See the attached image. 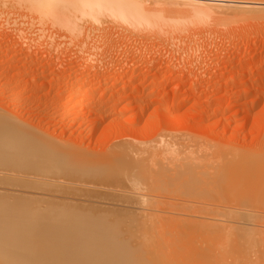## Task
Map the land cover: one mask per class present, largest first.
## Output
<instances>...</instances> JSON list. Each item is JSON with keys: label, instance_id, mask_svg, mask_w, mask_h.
Listing matches in <instances>:
<instances>
[{"label": "rangeland", "instance_id": "1", "mask_svg": "<svg viewBox=\"0 0 264 264\" xmlns=\"http://www.w3.org/2000/svg\"><path fill=\"white\" fill-rule=\"evenodd\" d=\"M179 1L181 0L177 2ZM249 1H255L262 5L251 4ZM187 2L188 0H182L178 4L183 6ZM201 2L204 4L202 8L210 9H217V7L226 4L225 7L223 6L224 9L223 7L218 9L223 14H227L229 20L218 25V23L213 21H201L199 19L196 21L197 18L193 19V17L185 20L186 18L182 19L183 17L178 18L173 15L174 18L172 16V19L169 15L171 20L168 18V21L170 23L167 22V19H164L171 29V31H168L169 28L165 30L169 32V42L168 40L163 41L164 38H167L164 33L158 37L159 39L155 38L154 40L152 38L151 40L149 38L146 39V37H141L142 39H140V37L136 38L134 34L131 35L135 38L129 37V33L124 32L122 29L124 33H127L124 36L120 29L116 30L117 27H114L117 33L120 34L122 32V36L121 34L117 35L112 29L113 26L110 28V23H112L109 19L110 17L106 16L108 21L106 18H104L106 20L102 18L104 23L110 25L109 27L106 24L104 25L109 28V32L112 33L113 31L115 33H112L115 35V37L111 36V38L113 37L112 40L108 39L106 34L108 30L105 33L108 40L103 39V41L105 40L103 43L106 46H112L111 50H109L110 47H107L109 51L100 42L102 39H98V43L102 44L101 47L108 51L106 54L104 48H101L100 44L97 45L106 54L104 56L105 54L101 53L97 48V52H100L102 57L96 55L94 57L93 53L96 50L89 52L87 49L83 50L81 48L79 50L80 48L75 47L74 43L72 47L70 44L68 47L67 45H62L59 49L58 45L60 46L61 41L63 44H66V42L68 44V41L71 43L69 38H63L66 40L65 43L64 40L60 39L59 36L64 29H60L61 34L56 36V38L59 37L60 41L59 43L57 40L54 41L59 49L55 48V50L53 49L55 45L53 43L54 33L59 34V29L55 28L52 32V28H48V31L46 26L43 28L38 25L49 33L51 30L54 35L53 38H50L52 43L46 37L44 41L40 38L42 41L40 42L38 35L41 33L40 28L37 26L36 30L39 31H36V24L32 25L30 24L32 20L28 21L30 16L28 18L25 17V15L31 14L29 19H32V13L27 8L24 11L21 10V7L18 8L20 10H14V12L10 9L11 11L9 12V8L7 10V7H5L6 9L0 7V13L1 10L4 12L8 11L5 15L3 11V15L0 14V115L3 112L5 114L3 118L0 116V121H4V116L6 115L13 120V123H11L12 120L9 122V119L6 118V121L11 125L19 121L17 124L21 128L24 127L22 130L28 128L31 131V133L29 132L25 135L27 130L23 132L19 127L22 131L21 133L24 134V139L30 137L28 138L30 144L36 141V144L29 145L30 149L23 155L18 149L19 146L15 147L16 149L12 146L18 145L20 142L22 143L19 145H25L23 138L22 141L18 140L21 139L18 136L21 137L22 135L17 131L18 126L14 125V128L16 127L14 130L12 126H6L8 125L6 121V123L0 122L2 131L5 129L4 132L6 131V134L9 131H14V134L13 132L10 133H12L14 138H18V142H12L11 144L9 142L11 134L7 139V135L4 132V135L0 132V141L2 140L0 148L1 150L4 149L0 150V166L2 165L0 168V231L4 233L11 232V234L7 235L0 233V264H119L121 259L118 263V261H111L98 256L50 253L49 250L42 247L44 245L45 247L48 246V244H45L47 240H44L46 225L48 224V226L52 227L47 229L55 230L53 229L54 225L71 222L68 221L70 216L66 218L69 213H66L67 211L71 213L73 210L75 213H71V218L74 222L97 225V229H99V225L93 220H100L101 224L109 225L110 227L107 228L102 227L101 233L106 234L107 238L111 240H118L119 235L122 238L125 235L126 239H133L134 235V237H137V234H133L136 233L135 229H137L138 233L144 227V230L147 229L149 222L153 223V225L157 222L155 225L158 226V230L161 229L163 239L166 240L168 238L169 242H167H171L170 247L174 246L172 244L174 241L177 242H174V244L178 245L179 243L178 246H182L178 249V246H174L177 250L171 247V253L170 251L169 253L173 254L175 253L173 250L176 252L180 250L179 253L181 252L185 254V257L189 258L186 259L188 264H194V262H197V264H264V81H259V75L264 69V0H227V2L225 0H202ZM251 6L258 7L259 14L263 17L259 22H255L257 25L245 18L240 19L238 17V14L246 16ZM26 10L29 13H26ZM185 16L187 17V14ZM176 17L179 19L178 21H174V19H177ZM10 18L16 22H12ZM84 20H87V18ZM87 21L92 20L89 18ZM171 21H174V26L170 25L173 23ZM177 22H180V24H176ZM164 25L168 27L167 24ZM32 26H34L33 32H31ZM196 26L198 29L193 30L192 28ZM165 27H163V30ZM174 28L176 30L184 29L183 35L191 38L190 42L185 41L179 45L177 44L179 48L175 46L170 39L173 34L176 35L175 32H172ZM185 29L187 30L185 31ZM46 30L45 35H43L44 33L40 35H49ZM35 31L38 37L34 34ZM109 32L108 34H110ZM170 33L173 34L170 35ZM53 35L50 34V36ZM193 40H198L197 43L199 44V47L197 44L195 50L194 48L191 49L196 52V58L190 59L189 53H191V50L188 52L186 50L185 56L181 52L180 55H183L184 58L183 56L181 59L178 58L179 55L173 51L175 49L182 51L189 44H192ZM106 41L109 42V45ZM90 52H92L91 55ZM101 58L104 59L102 60ZM100 113L101 116L99 115ZM2 125H5L8 130ZM9 128H13V130ZM17 132L19 135H17ZM46 139L49 142L51 139L55 145L57 142L58 147L62 148L61 150L54 146L57 149L56 151L61 150L60 152H65L64 154L67 155L70 150H72V153H87V156L90 155L93 158V162L97 163L99 159L100 162L94 164L91 160L89 161L91 158H86V160L88 159L87 163L90 165L88 171L91 173L87 171V167L85 172H80V169L75 171L74 168H70L74 171L70 172L67 169L70 165L65 166L64 169L66 168V170H64L62 167L67 164L61 167L60 163V167L57 164L58 170L51 169V167L50 170L48 169L50 162L48 163L47 160L51 159L49 156L53 155L55 150L52 145H49L52 143H49ZM173 140L178 144L174 143ZM38 143L40 147L41 143L44 144L41 148L43 149L46 146L50 153L48 152L47 155V149L45 148L43 150L46 151H40L41 153L37 154L35 149L39 148ZM167 143H171L172 147L170 145L167 147ZM75 144L78 145L76 146ZM175 144L178 146H175ZM72 145H74L73 148ZM32 146H35V148H32ZM123 147L132 150L129 149L128 157L126 156L127 159H124L126 157L119 154ZM69 148L70 150L68 151L67 149ZM85 148H87L88 152ZM134 148L135 151L137 150L136 152ZM143 148L147 149L144 150ZM148 148H153V150L151 151ZM155 148L156 151H161H158V154L153 153ZM142 149L144 152L146 150H148L146 152L151 151V155L149 153L150 157L146 156V154L148 155L146 152L141 154L143 153V151L140 152ZM169 149L171 150L169 151ZM50 150L54 151L51 152ZM163 151L167 154H164ZM43 152H45L46 156ZM28 154L31 155L29 156ZM27 155L32 157L31 161H29L30 159ZM24 156L26 157L24 158ZM44 156L48 157L44 158ZM35 157L37 158L36 161ZM151 157L160 158L154 160L155 165H153ZM184 157L188 161L186 162L184 159L185 165L181 160ZM188 157L192 158L193 161L195 158V161L192 162V159L190 161ZM102 159L105 161L103 162ZM109 159L110 161H108ZM143 160L145 163L142 164L145 165L142 169L140 166L143 167L141 165V162H144ZM173 160L177 163H180L178 161L183 162L181 163L183 165L179 164L181 168H179V165L177 168V165H175L174 168ZM161 161H163V164ZM170 161L171 163H169ZM37 162L39 164L43 162V166H46L47 162L49 166L47 168L44 167V170L38 169L36 173L35 165L33 166L32 164ZM128 162L131 163L129 164ZM160 163L163 167H168L170 171L166 167L161 169ZM3 165L7 166L8 170ZM25 165L27 166L24 167ZM28 165H31V168L34 167V174L32 169V171H28L30 170ZM157 165L160 166V170ZM95 166L96 168L99 167L100 170L98 168L95 171ZM135 170H137V175H134L136 174ZM154 172L156 173L154 174ZM47 174L51 175L48 176ZM67 176L75 180H70ZM51 177H55L54 181ZM63 177L68 179H61ZM44 178H46L47 182L44 181ZM201 178L202 180H200ZM30 182L31 185H29ZM12 183L13 185H11ZM59 183L61 187L58 185ZM61 183L64 184L62 185ZM55 190L57 191L55 192ZM50 206L53 211L48 209ZM15 207L16 210L17 208L19 210V207L20 209L22 208L24 210L23 213H17L18 210L14 211ZM34 208L37 213L32 210ZM37 208L41 211H43V208L49 211L44 209L45 212H38ZM61 209L63 211H59ZM64 210L66 215L62 214L65 212ZM226 211L233 219L227 215ZM24 212L28 213L24 214ZM141 212L144 213L142 214ZM147 213L153 217L157 215L161 218L153 220V217H151L152 219L149 217L152 220L151 222ZM144 214L147 217L144 222L146 223L147 221L145 224L147 226L142 221L145 218ZM90 215H93L94 218ZM142 215H144L143 219ZM170 217H172V222L170 221L168 224ZM224 217L225 219L229 218L226 221L231 224L227 227L234 225L237 229L231 227L233 229L231 231L230 227L224 226L226 224V221L223 220ZM246 217H251V220ZM160 219L163 222L165 220L167 225L163 224ZM173 220L179 222L176 223ZM138 221H141L140 226L144 225L141 229L140 226L139 229L137 227L139 225ZM208 221L212 223L210 224ZM141 223L143 224L141 225ZM160 223L161 226L167 227L166 229L164 228L165 233L159 226ZM200 223H206L209 226L200 225ZM216 223H219L220 230L217 228L218 225ZM9 224H16V226H9ZM21 225L23 226L21 227ZM210 225L212 228L206 229L211 227ZM222 227L227 230H223ZM216 229H218L217 233H215ZM130 230L131 232H129ZM170 230L171 233H169ZM212 230L216 235H212ZM60 233L62 234V232ZM200 236L204 238L201 239ZM250 237L251 239H249ZM135 242V239L131 240V243L135 244ZM224 243L228 244L229 247L225 246L226 244ZM220 246L221 248H219ZM199 253L200 255H198ZM238 254L243 256H237ZM190 255H195V258H190ZM173 256H170L171 260H173ZM180 258L179 256L178 262L185 261L184 257L181 258L183 260H180ZM173 261L175 262V258Z\"/></svg>", "mask_w": 264, "mask_h": 264}, {"label": "bare ground", "instance_id": "2", "mask_svg": "<svg viewBox=\"0 0 264 264\" xmlns=\"http://www.w3.org/2000/svg\"><path fill=\"white\" fill-rule=\"evenodd\" d=\"M178 0H0V7H7V10H8V8H9V12L11 11L10 9H12V11L14 12V10H20V9H18V8H21L22 7V9L21 10H24L25 11V9L27 8L28 10H29V12H31L32 13V19H29L30 17H31V14H29L28 16H26L25 15V17H29L28 18V21L30 22L31 20L32 21H34V23H32V21H31V23L30 24H32V25H35L36 24V28H35V30L37 29V26L39 25V26H41V27H43V28H45L44 26H46L47 28L46 29H50V28H52L51 30H52V32L54 31L53 29H59L58 31L60 32L59 34H57V33H54L55 34V37H54V35H53V33L51 32V30H50V33L48 32L49 31V29H48V31L46 30V29H43V28H40L39 26V30H40V32H37V33H40L41 35H42V33H44L43 35H45V30L49 33V35H46V36H41L40 34H38L39 35V39L41 38V39H43V41L45 40L44 38L46 37V38H48V41H49V39L50 38H53L54 37V39H53V43L55 44V42L54 41H58V43H59V41H60V39H62V40H64V43H65V39H67V38H69V40H70V42L72 43H69V41H68V44H67V42H66V44H63L62 43V41H61V44H60V46L58 45V47H59V49H60V47H62V45H64V46H66L67 45V47L68 46H70L71 45V47L73 46V43L75 44L74 46L76 47H79L78 49L79 50H81V48L84 50V49H87V51L89 52V51H95L97 48L100 50L101 48H104V47H101V45L103 44V46L105 45L103 42L105 41V40H108V39H110V40H112V38H111V36L113 35V34H115V33H113V31H112V33L111 32H109V28H107V26L109 27L110 25V28H112V26H113V30H114V27H117L116 28V30L117 29H120V31H122V29L124 30V32H127V33H129V37L130 36H132L133 34H134V36L136 35V38L138 37H140V39H142V38H145L146 37V39H151L152 40V38H154V40H155V38L157 39L158 37H160V35H163V33L165 34V37H167L166 39L164 38L163 39V41L164 40H168V42L170 41L169 40V38H168V36H169V32L168 31H171V29H170V26L168 25V23H170V21H168L170 18H169V15H170V17L172 18V16L174 15V16H177L178 18L179 17H183L182 19H185V20H187L189 17H193V19H196L197 18V20L196 21H198V19L199 20H201V21H213V22H215V23H218V25H219V23H222L223 24V22H225L226 20H229L228 19V15L227 14H223L222 12H220V9H218V8H221V7H225L226 6V4H223V5H221L220 7H217V9H210V8H202V6H204V4H202L203 2H201L202 0H188V2L187 3H184L185 5H183V6H180L178 3L179 2H181V1H179V2H177ZM203 1H205V0H203ZM210 1V0H209ZM226 2H227V0H225ZM229 1H231V0H229ZM259 1V0H258ZM224 2V1H223ZM251 4H256V5H262V4H260V3H257V2H253V1H249ZM221 3V2H220ZM232 3V2H231ZM263 3V2H262ZM186 4H187V6H186ZM229 4V3H228ZM232 5V4H231ZM185 6V8L183 9V7ZM230 6V5H229ZM224 7H223V9H224ZM1 8V9H2ZM6 9V8H5ZM219 10V11H218ZM259 9H258V7H255V6H251L249 9H248V13H247V15L246 16H244L243 14H238L239 16V18L240 19H243V18H245V19H247V20H249V21H251V22H253V23H255V22H259L261 19H263V17H261L260 16V14H259V11H258ZM3 10H1V13L0 14H2L3 12H2ZM8 11H6V12H4V15H5V13H7ZM15 12H17V11H15ZM28 11L26 10V13H27ZM28 12V13H29ZM256 12V13H255ZM257 12H258V14H257ZM21 13V12H20ZM25 13V12H24ZM184 13V14H183ZM12 14H14V13H12ZM11 14V15H12ZM18 14V13H17ZM23 14V13H22ZM179 14H181V15H179ZM187 14V17L185 16ZM3 15V14H2ZM8 15H9V13H8ZM15 15V14H14ZM188 15H190V16H188ZM106 16H108V17H110L109 19L111 20V22L112 23H110V25H108L107 23H104V20H106L107 18H106ZM166 16H168V17H166ZM174 16H173V18H174ZM17 17V16H16ZM176 17V18H177ZM229 17H230V15H229ZM9 18V17H8ZM13 18H14V16H13ZM85 18H87V20H89V18L92 20V21H87V20H84ZM102 18L104 19V18H106V19H104V20H102ZM169 18V19H168ZM172 18V19H173ZM174 19V21L175 20H179V19ZM236 18V17H235ZM11 19V18H10ZM164 19H167V22L168 23H166V21L164 20ZM181 19V20H182ZM171 20V19H170ZM237 20H238V18H237ZM264 20V19H263ZM11 21H12V19H11ZM14 21V20H13ZM12 21V22H13ZM107 21H108V19H107ZM174 21H171V23L172 24H170L171 26L173 25L174 26ZM192 21V20H191ZM14 22H16V21H14ZM106 22V21H105ZM187 22V21H186ZM188 22H190V21H188ZM212 22V23H213ZM264 22V21H263ZM109 23V22H108ZM260 23H262V22H260ZM259 23V24H260ZM30 24H29V26H30ZM107 25V26H104V25ZM164 24H167L168 25V27L166 28L165 27V25ZM176 24H180V22H177ZM176 24H175V27L177 28V26H176ZM185 24V23H184ZM189 24V23H188ZM251 24V23H250ZM264 24V23H263ZM14 25V24H13ZM255 25H257L256 23H255ZM260 25H262V24H260ZM198 26V25H197ZM194 27V28H192L193 30L195 29H198V27ZM163 27H165L164 28V30H163ZM33 28H34V26H32V28H31V32H33L34 30H33ZM170 30H169V29ZM171 28H173V27H171ZM215 28V27H214ZM41 29H43V30H41ZM60 29H64V31L62 30V34H61V31H60ZM112 29H110V30H112ZM166 29H168V31L166 32L165 30ZM190 29V28H189ZM39 30H36V31H39ZM108 30V32L111 34H108V32L106 33V31ZM174 30H176L175 28H174ZM173 29H172V32L174 33H176V35L175 34H173V33H170V35H174V37H173V35H172V38H170L172 41H173V44L175 45V46H177L178 47V45L180 44V43H182V42H185V41H189L190 42V40H191V38H188V37H186L185 35H183L184 34V29H182V30H180V29H177L176 31H174ZM180 30V31H179ZM187 29H185V31H186ZM30 31H29V33H30ZM36 31L34 32V34L36 35ZM43 31V32H42ZM56 31V30H55ZM115 31V30H114ZM119 31V30H118ZM166 33H165V32ZM46 32V33H47ZM57 32V31H56ZM116 32V31H115ZM123 32V31H122ZM121 32V33H122ZM123 32V33H124ZM47 33V34H48ZM105 33L108 35V39H106L107 38V35H105ZM120 33V34H121ZM127 33H124L123 35L125 36V34H127ZM178 33V34H177ZM33 34V33H32ZM31 34V35H32ZM33 34V35H34ZM50 34L51 35H53V36H50ZM61 34V35H60ZM104 36H106V37H104ZM116 34L118 35L119 33H117L116 32ZM119 34V35H120ZM132 34V35H131ZM34 35V37L36 38V36L38 37V35H36L35 36ZM57 35H60L59 37H60V39H59V37H57L56 38V36ZM167 35V36H166ZM183 35V36H182ZM62 36H64V37H62ZM110 36V37H109ZM114 37H115V35H113ZM121 36H122V34H121ZM128 36V35H127ZM126 36V37H127ZM134 36H132V37H134ZM34 37H32V38H34ZM62 37V38H61ZM103 37V38H102ZM131 37V38H132ZM142 37V38H141ZM162 37H164V36H162ZM162 37H161V39H162ZM171 37V36H170ZM190 37H192V36H190ZM30 38V37H29ZM29 38H28V40H29ZM31 38V39H32ZM63 38H65V39H63ZM102 39V41H100V42H102V44H100V43H98V41L100 40V39ZM118 38V37H117ZM135 38V37H134ZM30 39V40H31ZM41 39H40V42H42L41 41ZM99 39V40H98ZM103 39H105L104 41H103ZM139 39V40H140ZM159 39V38H158ZM193 39V38H192ZM197 39V38H196ZM33 41H34V39H32ZM31 40V41H32ZM36 40V39H35ZM109 40V41H110ZM122 40V39H121ZM134 40V39H133ZM145 40V39H144ZM32 41V42H33ZM127 41H129V40H127ZM141 41V40H140ZM147 41V40H146ZM162 41V40H161ZM194 42H192V44H189L185 49H182V51H178V49H175L173 52L174 53H177L178 55H179V57L178 58H180L181 59V57L183 56V55H180V53L182 52L183 54L184 53H186V50H187V52L189 51V50H191V49H193L194 48V50L197 48V41H195V40H193ZM46 42V41H45ZM50 43H52V39H50V41H49ZM107 42V41H106ZM115 42V41H114ZM49 43V44H50ZM97 43V44H96ZM109 42H107V44H108ZM121 43H123L122 41H121ZM127 43V42H126ZM146 43V42H145ZM145 43H144V45H145ZM151 43V42H150ZM34 44H36V43H34ZM43 44V43H42ZM53 44V45H54ZM70 44V45H69ZM100 44V47L101 48H99V46H97V45H99ZM111 44H112V42H111ZM110 44V45H111ZM136 44V43H135ZM143 44V43H142ZM147 44V43H146ZM164 44V43H163ZM178 44V45H177ZM109 45V44H108ZM133 45V44H132ZM166 45V44H165ZM172 45V44H171ZM49 46V45H48ZM56 46V47H55ZM117 46H119L118 44H117ZM138 46V45H137ZM167 46V45H166ZM31 47V46H30ZM50 47V46H49ZM48 47V48H49ZM58 47H57V43L54 45V47H53V49H57V50H59L58 49ZM105 47H106V49H107V47L109 48L110 46H106L105 45ZM112 47V46H111ZM111 47L109 48V50H111ZM140 47V46H139ZM198 47H199V44H198ZM113 48H114V46H113ZM122 48V47H121ZM170 48H171V46H170ZM169 48V49H170ZM179 48V47H178ZM51 49V48H50ZM55 49V50H56ZM66 49V48H65ZM105 48H104V52L107 54L108 53V51L106 50ZM133 49H135V48H133ZM139 49V48H138ZM140 49H141V47H140ZM139 49V50H140ZM143 49V48H142ZM144 49H146L145 47H144ZM54 50V51H55ZM98 50V51H99ZM115 50V49H114ZM135 50H137V49H135ZM181 50V49H180ZM183 50H185L184 52H183ZM194 50H191V53H189V57H190V59H192V58H196V56H195V54H196V52L194 51ZM197 50H199V49H197ZM102 50H100V52L102 53L103 52ZM107 51V52H106ZM150 51V50H149ZM83 52V51H82ZM97 54H96V53ZM93 54H94V57H95V55L96 56H99V57H102L101 56V53L100 52H97V50L95 51ZM103 52V53H104ZM172 52V53H173ZM55 53V52H54ZM91 53L92 52H90V55H91ZM98 53H99V55H98ZM104 53V54H105ZM147 53V52H146ZM93 54H92V56H93ZM106 54L104 55V56H106ZM103 55V54H102ZM109 55V54H108ZM173 55V54H172ZM103 56V57H104ZM184 56H185V54H184ZM184 56H183V58H184ZM175 57V56H174ZM177 58V59H178ZM194 58V59H195ZM102 59V58H101ZM104 59V58H103ZM102 59V60H103ZM106 59V58H105ZM188 59V58H187ZM99 60V59H98ZM95 61V60H94ZM105 61V60H104ZM181 61V60H180ZM200 62V61H199ZM198 63V62H197ZM103 64V63H102ZM196 64V63H195ZM48 66V65H47ZM190 67H191V65H190ZM168 68H170V67H168ZM17 69V68H16ZM262 71V70H261ZM95 72V71H94ZM244 74H245V72H243ZM248 73V72H247ZM40 74V73H39ZM37 75V74H36ZM59 75H60V73H59ZM251 75V74H250ZM86 76V75H85ZM183 76V75H182ZM59 77V76H58ZM259 77H260V79H259V81H264V69H263V72L259 75ZM258 77V78H259ZM106 78V77H105ZM117 78V77H116ZM109 79H110V77H109ZM83 80H84V78H83ZM86 81H87V79H86ZM96 82V81H95ZM63 83V82H62ZM120 83V82H119ZM112 84H114V83H112ZM257 84V83H256ZM74 85V84H73ZM45 86V85H44ZM43 86V87H44ZM67 86V85H66ZM254 86V85H253ZM96 87V86H95ZM39 88H41V87H39ZM77 88V87H76ZM86 88V87H85ZM108 88V87H107ZM252 88V87H251ZM250 89V88H249ZM100 90V89H99ZM117 90V89H116ZM58 91H60V90H58ZM72 91V90H71ZM252 91V90H251ZM250 91V92H251ZM124 93V92H123ZM252 93V92H251ZM115 95V94H114ZM60 96V95H59ZM123 97V96H122ZM131 97H132V95H131ZM110 100V99H109ZM151 103V102H150ZM153 103H154V101H153ZM230 103H232V102H230ZM104 104V103H103ZM129 105V104H128ZM125 106V105H124ZM129 107V106H128ZM102 109V108H101ZM120 109V108H119ZM92 111V110H91ZM1 112H3L2 110H1ZM95 112H97V111H95ZM89 114V113H88ZM3 115H5L4 114V112L3 113H1V118H3ZM100 116H101V113L99 114ZM99 116V117H100ZM102 116H103V112H102ZM167 116V115H166ZM165 116V117H166ZM172 116V115H171ZM161 117V116H160ZM163 117V116H162ZM161 117V118H162ZM4 121H2V122H5L6 121V118H8L7 120L9 121V122H11V118H9V117H7V115L6 116H4ZM103 118V117H102ZM170 118V117H169ZM172 118V117H171ZM163 119H165L164 117H163ZM1 120V119H0ZM3 120V119H2ZM8 121H6L5 123L6 124H8V125H10V126H8V125H6L7 127H13L14 128V125L17 127L18 126V128L20 127V125H18L17 123L19 122V121H17L16 122V124H9V122ZM14 121H15V119H14ZM1 122V121H0ZM1 122V123H2ZM169 122H171L170 120H169ZM11 123H13V120H12V122ZM101 123V122H100ZM4 124V123H3ZM20 124H22V123H20ZM169 124V123H168ZM5 125H2L3 127L5 126ZM242 125V124H241ZM6 126L4 127V128H6ZM22 126V125H21ZM111 126V125H110ZM15 127V128H16ZM2 128V127H1ZM3 128V129H4ZM13 128L11 129V128H9V129H11V130H13ZM15 128H14V130H15ZM18 128H17V131L19 132V133H21L22 131L24 132V130H27L26 132H25V135H27L29 132L31 133V131L28 129V128H26V129H24V130H22L23 128H21V130H20V128H19V130H18ZM7 129V128H6ZM5 130V129H4ZM4 130L2 131V129H0V132H1V134L4 132ZM8 130V129H7ZM32 130V129H31ZM105 130V129H104ZM116 131V130H115ZM6 132V131H5ZM4 132V133H5ZM10 132H13V134H14V131H9L7 134L5 133V135H7V139L9 138L8 136L10 135V137L11 138H9L10 140H9V142L12 144V142L14 143V142H18L17 141V139L18 138H21V139H18V140H20V141H22V138L24 139V134L23 133H21L22 135H23V137H22V135H21V137H19L18 136V138L17 137H15L14 138V136L12 135V133H10ZM17 132V133H18ZM4 133H3V135H4ZM16 133V132H15ZM19 133L17 134V135H19ZM38 133V132H37ZM139 133V132H138ZM115 134V133H114ZM16 135V134H15ZM16 135V136H17ZM32 135V134H31ZM30 135V136H31ZM117 135V134H116ZM140 135V134H139ZM39 136V135H38ZM40 136H41V134H40ZM172 136V135H171ZM178 136V135H177ZM176 136V137H177ZM13 137V138H12ZM27 137V136H26ZM41 137H43V136H41ZM173 137V136H172ZM28 138H30V137H28ZM28 138H25L24 139V141H23V143L25 144V145H23V146H21V145H19V144H21L22 142H20L18 145H12V146H14V148L15 147H18V149L21 151V153L23 154V155H25L26 153H27V151H28V149H30L29 148V145L31 146L32 144H34L36 141H34V143H31L30 144V140L28 141ZM44 138V137H43ZM42 138V139H43ZM185 138V137H184ZM12 139V140H11ZM15 139V140H14ZM172 139V138H171ZM176 139V138H175ZM174 139V140H175ZM44 140H45V138H44ZM48 142H49V140L48 139H46ZM174 140H173V142H174ZM178 140H180V139H178ZM2 141V140H1ZM0 141V143H2ZM42 141V140H41ZM46 141V142H47ZM55 141V140H54ZM182 141V140H181ZM33 142V141H32ZM38 142V141H37ZM44 142V141H43ZM42 142V143H43ZM73 142V141H72ZM170 142V141H169ZM176 142V141H175ZM174 142V143H175ZM40 143V142H39ZM38 143V145H39V148L37 147L35 150L37 151L36 153L38 154L40 151L42 152V151H46V150H43V149H45L46 148V146L42 149L41 147H43L42 145H44V144H42L41 143V147H40V144ZM45 143V142H44ZM49 143H52V144H49L50 146L52 145V147H53V149L55 150H50L51 152H53V155H50L49 157L51 158V159H49V160H47V162L49 163V165H48V163L46 162V166H43L44 164H43V162H41L42 164H39L38 162L37 163H34V164H32L34 167H35V169H36V171L35 170H33L34 169V167L33 168H31L29 165H28V169H30V170H28V169H26V170H28V171H32L33 170V174H34V171L37 173V170L38 169H43L44 167L45 168H47V166H49V168L48 169H50V167H51V169H56V170H58V168H57V164H61V167L64 165V164H67V165H64L63 167H62V169H64V167L65 166H68V165H70V166H68L69 168H67V169H69L70 170V172L72 171V172H74L73 170H71L70 168H74V170L76 171L77 169L79 170L80 169V172H85L86 171V169L90 166L89 165V163H87L88 162V159L89 158H91V159H89V161L91 160L92 162H93V158L92 157H90V155H86V154H84V153H81V152H71L72 150H70V148L69 149H67L68 151H69V153H68V151H66L67 153H68V155L67 154H64L65 152H60L61 150H62V148H60V147H58V144H57V142H56V145L53 143V141L50 139V142ZM58 143H60V142H58ZM71 143V142H70ZM177 143V142H176ZM194 143V142H193ZM36 144V143H35ZM171 143H167V147H168V145H170ZM178 144V143H177ZM177 144H175V146L177 145ZM182 144V143H181ZM184 144V143H183ZM3 145V144H2ZM45 145H47V143H45ZM49 145H48V147H49ZM62 145V144H61ZM76 145V144H75ZM78 145V144H77ZM76 145V146H77ZM123 145H124V143H123ZM36 146V145H35ZM35 146H32V148H35ZM54 146H57V148L59 149H61L60 151L58 150V151H56L57 149H55L56 147H54ZM66 146V145H65ZM73 146L74 145H72V148H73ZM132 146V145H131ZM163 146V145H162ZM171 146V145H170ZM178 146V145H177ZM6 147V146H5ZM11 147V146H10ZM23 147V148H22ZM130 147V146H129ZM154 147H156V146H154ZM172 147V146H171ZM180 147V146H179ZM178 147V148H179ZM191 147V146H190ZM2 148H3V146H2ZM12 148V147H11ZM136 148H137V146H136ZM16 149V148H15ZM22 149V150H21ZM24 149V150H23ZM38 149V150H37ZM47 149V155H48V148H46ZM87 148H85V150H86ZM117 149H119V148H117ZM120 149H121V145H120ZM129 149L130 148H127V147H123V149H122V151H120V153L119 154H122V156L123 157H128V155H127V153H129L128 151H129ZM144 150L145 149H147V148H143ZM140 150V152L141 151H143V153H141V154H144L146 151H148V150H146L145 152H144V150ZM148 149H150V148H148ZM0 150H1V148H0ZM2 150H4V149H2ZM1 150V151H2ZM11 150H13V149H11ZM18 150V151H19ZM74 150H75V148H74ZM83 150V149H82ZM131 150V149H130ZM151 151L153 150V148L152 149H150ZM171 149H169V151H170ZM179 150V149H178ZM14 151V150H13ZM63 151H65L64 149H63ZM78 151V150H77ZM81 151V150H80ZM87 151V150H86ZM85 151V152H86ZM132 151V150H131ZM134 151H135V148H134ZM137 151V150H136ZM135 151V152H136ZM139 151V150H138ZM150 151V152H151ZM159 152L161 151V150H158ZM158 151H156V148L154 149V151H153V153H156V154H158ZM4 152V151H3ZM15 152V151H14ZM14 152H12V153H14ZM34 152V151H33ZM40 152V153H41ZM73 154H71V153ZM83 152V151H82ZM88 152V151H87ZM150 152H146V153H148V155L146 154V156L148 157H150V155H151V153ZM168 152V151H167ZM176 152V151H175ZM179 152H180V150H179ZM29 153V152H28ZM44 153V155H45V152H43ZM50 153V152H49ZM76 153V154H75ZM117 153V152H116ZM149 153H150V155H149ZM163 153H164V151H163ZM69 154H71V155H69ZM156 154H154V155H156ZM164 154H167V153H164ZM194 154V153H193ZM19 155V154H18ZM29 155V154H28ZM27 155V157H29ZM41 155V154H40ZM40 155H39V157H40ZM92 156H94L93 154H91ZM97 155H99V154H97ZM112 155V154H111ZM33 156V155H32ZM46 156V155H45ZM44 156V158H47V157H45ZM101 156V155H100ZM17 157V156H16ZM26 156H24V158H25ZM34 157V156H33ZM42 157V156H41ZM106 157V156H105ZM108 157V156H107ZM127 157L126 158H124V159H127ZM130 157V156H129ZM155 157V156H154ZM167 157V156H166ZM20 158V157H19ZM36 158V157H35ZM86 158H88L87 160H86ZM97 158V157H96ZM109 158V157H108ZM122 158V157H121ZM152 158V157H151ZM160 158V157H159ZM158 157H157V159H159ZM173 158H175V157H173ZM173 158H171V159H173ZM189 158V160L190 159H192V158H190V157H188ZM29 161H31L32 160V157H29ZM149 159V158H148ZM148 159H146V160H148ZM157 159H155V158H152L151 159V161L153 160V165H155L154 164V160H157ZM166 159H168V158H166ZM175 159H177V158H175ZM184 159H185V157L183 158V159H181L183 162H184V165H185V161L186 162H188L187 161V158L185 159V161H184ZM221 159V158H220ZM26 160V159H25ZM37 160V158L35 159V161ZM39 160V159H38ZM44 160V159H43ZM100 160V159H99ZM98 160V162L96 163V162H93L94 164L96 163V164H98L100 161ZM113 160V159H112ZM128 160H130V159H128ZM128 160H125V161H128ZM160 160H162V159H160ZM197 160V159H196ZM205 160V159H204ZM6 161V160H5ZM28 161V162H29ZM34 161V160H33ZM96 161V160H95ZM102 161H103V159H102ZM101 161V162H102ZM105 161V160H104ZM103 161V162H104ZM108 161H110V159L108 160ZM124 161V162H125ZM144 161V160H143ZM149 161V160H148ZM178 161V160H177ZM191 161V160H190ZM194 161H195V158H194ZM193 161V159H192V162H194ZM20 162V161H19ZM22 162V161H21ZM92 162H90V163H92ZM112 162V161H111ZM121 162V161H120ZM119 162V163H120ZM163 161H161V163H162ZM173 162H174V160H173ZM178 162H180V163H177V162H174V168H175V165H177L176 166V168L178 167V165L179 164H181V163H183V162H181V161H178ZM85 163H87L86 164V166H84L85 165ZM119 163H117L118 165H119ZM122 163V162H121ZM126 163V162H125ZM125 163H124V165H125ZM129 163V162H128ZM131 163V162H130ZM129 163V164H130ZM142 163H145V161L144 162H141V165H143ZM158 163H159V160H158ZM160 163V164H161ZM169 163H171V161L169 162ZM175 163H177V164H175ZM60 164H59V166L58 167H60ZM93 164V165H94ZM104 164V163H103ZM109 164V163H108ZM107 164V165H108ZM146 164H147V162H146ZM151 164V163H150ZM159 164V165H160ZM163 164V163H162ZM161 164V169L162 168H164V167H166V166H164L163 167V165ZM165 164H167V163H165ZM173 164V163H172ZM171 164V165H172ZM37 165V166H36ZM38 165H42L41 167L40 166H38ZM52 165H53V168H52ZM100 165L102 166V164L100 163ZM107 165H106V167H107ZM113 165H114V163H113ZM127 165V164H126ZM145 165V164H144ZM144 165H143V167H141L140 166V168H144ZM148 165V164H147ZM169 165V164H168ZM181 165H183V164H181ZM27 165H25L24 167H26ZM105 166V165H104ZM112 166V165H111ZM149 166H151V165H149ZM158 166V165H157ZM188 166V165H187ZM2 167V165L0 166V168ZM3 167L4 168H6L7 169V166H5V165H3ZM10 167V166H9ZM23 167V168H24ZM54 167H56V168H54ZM87 167V168H86ZM98 167V166H97ZM159 167V170H160V166H158ZM14 168V167H13ZM99 168V167H98ZM98 168H96V166H95V171H96V169L98 170ZM138 168V167H137ZM154 168V167H153ZM157 168V167H156ZM167 169H168V167H166ZM170 168V167H169ZM172 168H173V165H172ZM179 168H181L180 167V165H179ZM217 168V167H216ZM3 169V168H2ZM1 169V170H2ZM10 169H11V167H10ZM9 169V170H10ZM16 169H17V167H16ZM32 169V170H31ZM50 169V170H51ZM83 169V170H82ZM93 169V168H92ZM127 169L128 170H130L128 167H127ZM134 169H135V167H134ZM167 169H164V170H167ZM201 169V168H200ZM202 169H204V168H202ZM219 169H220V167H219ZM224 169V168H223ZM3 170H5V169H3ZM8 170V169H7ZM6 170V171H7ZM22 170V169H21ZM44 170V169H43ZM46 170V169H45ZM64 170H66V168L64 169ZM89 170V168L87 169V171ZM91 170V169H90ZM99 170H100V168H99ZM141 170V169H140ZM164 170H162V171H164ZM169 171H170V169H168ZM205 170V169H204ZM19 171V170H18ZM23 171V170H22ZM27 171V172H28ZM40 171V170H39ZM59 171H60V169H59ZM134 171V170H133ZM137 170H135V172H136ZM152 171V170H151ZM155 171V170H154ZM156 171H157V169H156ZM161 171V172H162ZM173 171V170H172ZM176 171V170H175ZM186 171V170H185ZM8 172V171H7ZM10 172V171H9ZM15 172H16V170H15ZM26 172V173H27ZM53 172V171H52ZM77 172H79V171H77ZM88 172H90V171H88ZM93 172V171H92ZM129 172H132V171H129ZM140 172V171H139ZM142 172V171H141ZM153 172V171H152ZM151 172V173H152ZM25 173V174H26ZM29 173V172H28ZM63 173V172H62ZM76 173V172H75ZM91 173V172H90ZM151 173H149V174H151ZM156 172H154V174H155ZM166 173H167V171H166ZM165 173V174H166ZM171 173V172H170ZM17 174V173H16ZM45 174V173H44ZM43 174V176H45ZM53 174V173H52ZM86 174H88L87 172H86ZM139 174V173H138ZM23 175V174H22ZM29 175V174H28ZM36 175V174H35ZM40 175H42L41 173H40ZM39 175V176H40ZM48 175V174H47ZM51 175V174H50ZM50 175H48V176H50ZM54 175V174H53ZM64 175V174H63ZM69 175V174H68ZM83 175H85L84 173H83ZM134 175H137V172H136V174H134ZM140 175V174H139ZM7 176V175H6ZM8 176H9V174H8ZM21 176V175H20ZM20 176H18L19 178H21ZM25 176V175H24ZM30 176V175H29ZM42 176V177H43ZM87 176V175H86ZM88 176H89V174H88ZM170 176V175H169ZM174 176V175H173ZM5 177V176H4ZM3 177V178H4ZM9 177H11V176H9ZM9 177H7V178H9ZM68 178H69V176H67ZM70 177H71V175H70ZM79 177V176H78ZM144 177V176H143ZM156 177V176H155ZM159 177V176H158ZM161 177H163V176H161ZM193 177V176H192ZM195 177V176H194ZM18 178V179H19ZM39 178V177H38ZM52 178V177H51ZM55 178V177H54ZM54 178H52V180L54 179ZM60 178V177H59ZM65 177H63V178H61V179H63V180H67L68 178H65ZM83 178V177H82ZM171 178V177H170ZM175 178V177H174ZM174 178H172V179H174ZM189 178V177H188ZM191 178V177H190ZM195 178H198V177H195ZM200 178V177H199ZM9 179H11V178H9ZM13 179V178H12ZM23 179V178H22ZM22 179H20V180H22ZM27 179V178H26ZM35 179V178H34ZM37 179V178H36ZM46 178H44V181H46L45 180ZM47 179H49V178H47ZM70 179V178H69ZM74 178H72V179H70V180H73ZM84 179V178H83ZM1 180V179H0ZM14 180V179H13ZM28 180V179H27ZM50 180V179H49ZM58 180V179H57ZM75 180V179H74ZM73 180V181H74ZM81 180V179H80ZM87 180V179H86ZM156 180H157V178H156ZM200 180H202V178L200 179ZM6 181V180H5ZM8 181V180H7ZM10 181V180H9ZM15 181V180H14ZM24 181V180H23ZM26 181V180H25ZM54 181V180H53ZM56 181V180H55ZM166 181V180H165ZM164 181V182H165ZM169 181V180H168ZM172 181V180H171ZM174 181V180H173ZM182 181V180H181ZM2 182V181H1ZM11 182H12V180H11ZM33 182H35V181H33ZM47 182V181H46ZM49 182V181H48ZM52 182V181H51ZM63 182V181H62ZM68 182H69V180H68ZM71 183H72V181H70ZM76 182V181H75ZM85 182V181H84ZM159 182V181H158ZM10 183V182H9ZM8 183V184H9ZM24 183V182H23ZM74 183V182H73ZM149 183V182H148ZM156 183V182H155ZM167 183V182H166ZM32 184H34V183H32ZM46 184H49V183H46ZM52 184H55V183H52ZM62 184V183H61ZM64 184V183H63ZM62 184V185H63ZM158 184V183H157ZM11 185H13V183L11 184ZM27 185V184H26ZM29 185H31V182H30V184ZM44 185V184H43ZM56 185V184H55ZM59 186H60V183L58 184ZM72 185H74V184H72ZM77 185V184H76ZM146 185V184H145ZM174 185V184H173ZM34 186V185H33ZM39 186V185H38ZM46 186V185H45ZM54 186V185H53ZM91 186V185H90ZM162 186V185H161ZM4 187V186H3ZM41 187H43V186H41ZM61 187V186H60ZM172 187V186H171ZM24 188V187H23ZM31 189V188H30ZM51 189V188H50ZM58 189H60V188H58ZM167 189H169V188H167ZM173 189V188H172ZM171 189V190H172ZM175 189V188H174ZM68 190V189H67ZM150 190H152L153 191V189L152 188H150ZM57 190H55V192H56ZM77 191V190H76ZM83 191V190H82ZM156 191V190H155ZM154 191V192H155ZM183 191V190H182ZM71 192V191H70ZM58 193V192H57ZM142 193H144V192H142ZM168 193V192H167ZM145 194V193H144ZM148 194V193H147ZM150 194H152V192H150ZM156 195V194H155ZM166 195V194H165ZM171 195V194H170ZM173 195V194H172ZM181 195V194H180ZM66 196V195H65ZM70 196V195H69ZM73 196V195H72ZM86 196V195H85ZM142 196V195H141ZM145 196V195H144ZM87 197V196H86ZM168 197V196H167ZM172 197V196H171ZM166 198V197H165ZM31 201V200H30ZM174 201V200H173ZM152 202V201H151ZM43 203V202H42ZM162 203V202H161ZM46 205V204H45ZM65 205V204H64ZM154 205V204H153ZM171 205V204H170ZM92 206V205H91ZM151 206V205H150ZM149 206V207H150ZM37 207V206H36ZM54 207V206H53ZM65 207V206H64ZM154 207V206H153ZM161 207V206H160ZM188 208V207H187ZM202 208V207H201ZM204 208V207H203ZM45 208H43V211L45 212V210L46 211H49V210H51V211H53L52 210V208H51V206H50V208H48V209H45ZM60 209V208H59ZM186 209V208H185ZM190 209H192V208H190ZM195 209V208H194ZM14 211L16 210V207L13 209ZM17 210H18V208H17ZM16 210V211H17ZM21 210H22V212H21ZM33 211L34 210H36L35 208L34 209H32ZM37 210H39L38 212H43V211H41L40 209H38L37 208ZM56 210H58V209H56ZM71 210V209H70ZM151 210V209H150ZM187 210V209H186ZM13 211V212H14ZM23 209L21 208L20 209V207H19V210L17 211V213H23ZM26 211V210H25ZM59 211H63L62 209L61 210H59ZM65 211V210H64ZM66 211H67V209H66ZM66 211L64 212V213H62V214H64V215H66V214H68L67 216H66V218L68 217V216H70V219L68 218V221H71V222H68V223H59L58 225H54V228L53 229H55V230H49V229H47V228H52L51 226H48V224L46 225V227L47 228H45V231L46 232H44V235H45V239L44 240H47L46 242H45V244H48V246H46L45 247V245L44 246H42L44 249H47V250H49V252L50 253H59V254H70V255H79V254H84V255H86V256H98V257H100V258H103V259H109V260H111V261H118V263H119V260H120V263L119 264H188V261L186 262V259H189V258H187V257H185V254H183V253H179V251L178 252H176L175 250H173L175 253H173V254H170L171 253V247H177L178 245H179V243H178V245H176V241H174V242H176L175 244H174V242L172 243L174 246H171L170 247V243H168L169 241L166 239V240H164L163 238L164 237H162V232H161V229L160 230H158V226L157 225H155L157 222H155V224L153 225V223L151 224L149 221V226H148V228L147 229H145L144 230V228L142 229V230H139V232L137 233V229H135L136 230V233H133V234H137V237H134L132 234V238L133 239H135L136 240V242H135V244H133V243H131V240H133V239H126L125 238V235H124V238H122L121 237V235H119V239L118 240H116V239H109V238H107V236H106V234L104 235V234H102L101 233V229H102V227L103 228H107V227H110L109 225H103V224H101V221L99 220V221H95V220H93V215H90V216H92V217H90V219L92 218V220L94 221V222H96L99 226H98V228L99 229H97L96 228V226L97 225H92V224H88V223H82V222H74L73 221V219L71 218V213L73 214V213H75L74 212V210H73V212H69V211H67V213H66ZM194 211V210H193ZM214 211V210H213ZM12 212V213H13ZM35 213H37L36 211H34ZM190 212H191V210H190ZM198 212V211H197ZM196 212V213H197ZM25 213H28V212H24V214ZM59 213H61V212H59ZM66 213V214H65ZM142 213V212H141ZM144 213V212H143ZM142 213V214H143ZM149 213V212H148ZM147 213V214H148ZM195 213V214H196ZM206 213V212H205ZM226 213H227V211H226ZM180 214H181V212H180ZM185 214V213H184ZM191 214V213H190ZM207 214V213H206ZM140 215V214H139ZM145 215V214H144ZM144 215H142L143 217H142V219L144 218ZM150 214H148V218L150 217H153L152 215H150ZM159 215V214H158ZM189 215V214H188ZM193 215V214H192ZM200 215V214H199ZM214 215H216V214H214ZM223 215V214H222ZM227 215H228V213H227ZM72 216H74V215H72ZM164 216V215H163ZM173 216V215H172ZM204 216V215H203ZM229 216V215H228ZM235 216V215H234ZM154 217H157V218H154ZM154 217H153V220L155 219H157V220H159V218H161V217H159V216H157V215H154ZM229 217H232V216H229ZM147 217H146V215H145V218H144V220H142L143 221V223L145 222V219H146ZM149 218V219H150ZM172 217H170L169 219V221H168V224H169V222L171 221L172 222V219H171ZM210 218V217H209ZM221 218V217H220ZM237 218V217H236ZM239 218V217H238ZM246 218H249V217H246ZM251 218V217H250ZM249 218V219H250ZM87 219H89V218H87ZM152 219V218H151ZM150 219V221L152 222V220ZM166 219V218H165ZM168 219V218H167ZM195 219V218H194ZM229 219V218H228ZM227 218L225 219V217H224V219L223 220H228ZM232 219H233V217H232ZM240 219V218H239ZM97 220V219H96ZM102 220H104V219H102ZM164 220V219H163ZM251 220V219H250ZM91 221V220H90ZM105 222H107L106 220H104ZM160 221L164 224L165 223V220H164V222L160 219ZM181 221V220H180ZM183 221V220H182ZM186 221V220H185ZM214 221V220H213ZM74 222V223H73ZM141 222V221H140ZM140 222L138 221V223H139V225L137 226L138 227V229H139V226H140ZM154 222V221H153ZM167 222V221H166ZM173 222H176V223H178L177 221H174L173 220ZM204 222V221H203ZM206 222V221H205ZM208 222H210V221H208ZM224 222V221H223ZM232 222V221H231ZM236 222V221H235ZM95 223V224H96ZM133 223V222H132ZM143 223H141V225L143 224ZM146 223H147V221H146ZM146 223H144V225L146 224ZM186 223H187V221H186ZM199 223V222H198ZM197 223V224H198ZM212 222H210V224H211ZM226 224H224V226H228V225H231V224H229V223H227V221L225 222ZM135 224H136V222H135ZM166 224V223H165ZM190 224V223H189ZM195 224H196V222H195ZM202 223H200V225H201ZM204 224V223H203ZM202 224V225H203ZM217 225L219 224V223H216ZM223 224V223H222ZM222 224H220V225H222ZM137 225V224H136ZM143 225V226H144ZM151 225V226H150ZM167 225V224H166ZM170 225H171V223H170ZM172 225H173V223H172ZM179 225V224H178ZM182 225V224H181ZM200 225H199V227H200ZM205 226H209V224L208 225H206V223L204 224ZM9 226H16V224H9ZM23 225H21V227H22ZM101 226V227H100ZM135 226V225H134ZM143 226H140V229L143 227ZM145 226H147V225H145ZM163 230H164V225L163 226H161V223H160V225H159ZM211 226V225H210ZM213 226H214V224H213ZM173 227V226H172ZM182 227V226H181ZM198 227V226H197ZM203 227V226H202ZM230 228L232 227H234V225H232V226H229ZM229 227H227V228H229ZM135 228V227H134ZM167 228V227H166ZM165 228V229H166ZM169 228H170V226H169ZM169 228H168V230H169ZM204 228V227H203ZM211 229L212 228V226L211 227H207L206 229ZM215 228H216V226H215ZM215 228H214V230H215ZM217 228L220 230V226L218 225L217 226ZM224 227H222V229H223ZM231 228V231L233 230ZM234 228H236V227H234ZM175 229V228H174ZM179 229V228H178ZM218 229H216V231H215V233H217V230ZM237 229V228H236ZM248 229V228H247ZM246 229V230H247ZM249 229H251V228H249ZM162 230V231H163ZM204 230V229H203ZM223 230H225V229H223ZM227 230V229H226ZM225 230V231H226ZM228 230H230V229H228ZM185 231V230H184ZM188 231V230H187ZM186 231V232H187ZM191 231V230H190ZM189 231V232H190ZM237 231V230H236ZM254 231V230H253ZM60 232H62V234L60 233ZM129 232H131V230L129 231ZM192 232V231H191ZM190 232V233H191ZM196 232H197V230H196ZM195 232V233H196ZM200 232V231H199ZM198 232V233H199ZM242 232V231H241ZM0 233L1 234H3V235H7V234H11V232H7V233H4V232H1L0 231ZM13 233V232H12ZM19 233H21V232H19ZM164 233H165V230H164ZM169 233H171V230L169 231ZM182 233V232H181ZM197 233V234H198ZM204 233V232H203ZM212 235H216L214 232H213V230H212ZM219 233V232H218ZM221 233V232H220ZM235 233V232H234ZM247 233H249V232H247ZM21 234H23V233H21ZM129 234V233H128ZM202 234V233H201ZM225 234V233H224ZM223 234V235H224ZM237 234V233H236ZM24 235H25V233H24ZM130 235V234H129ZM206 235V234H205ZM238 235V234H237ZM243 235V234H242ZM246 235H249V234H246ZM251 235V234H250ZM43 236V235H42ZM164 236H166V235H164ZM167 236H168V234H167ZM175 236V235H174ZM225 236V235H224ZM233 236V235H232ZM231 236V237H232ZM239 236V235H238ZM170 237V236H169ZM183 237V236H182ZM191 237V236H190ZM193 237V236H192ZM201 237V236H200ZM209 237V236H208ZM223 237V236H222ZM230 237V236H229ZM204 238V237H203ZM202 237H201V239H203ZM211 238H212V236H211ZM215 238V237H214ZM224 238V237H223ZM236 238V237H235ZM244 238V237H243ZM174 239V238H173ZM185 239V238H184ZM191 239H194V238H191ZM190 239V240H191ZM230 239V238H229ZM247 239H248V236H247ZM249 239H251V237L249 238ZM169 240H170V238H169ZM188 240V239H187ZM187 240H184V241H187ZM206 240H208V239H206ZM213 239H211V241H212ZM222 240V239H221ZM228 240V239H227ZM233 240V239H232ZM168 241V242H167ZM192 241V240H191ZM204 241V240H203ZM210 241V242H211ZM231 241V240H230ZM238 241V240H237ZM237 241H236V243H237ZM240 241H241V239H240ZM22 242V241H21ZM26 242V241H25ZM133 242V241H132ZM188 242V241H187ZM193 242V241H192ZM196 242V241H195ZM205 242V241H204ZM213 242H214V240H213ZM215 242H217V241H215ZM252 242V241H251ZM103 243V244H102ZM200 243V242H199ZM219 243V242H218ZM217 243V244H218ZM222 243V242H221ZM220 243V244H221ZM244 243V242H243ZM248 243V242H247ZM22 244H23V242H22ZM183 244V243H182ZM181 244V245H182ZM197 244V243H196ZM206 244V243H205ZM219 244V245H220ZM224 244H226V243H224ZM250 244V243H249ZM105 247H104V246ZM236 245H238V244H236ZM244 245H246V244H244ZM22 246V245H21ZM221 246H223L222 244H221ZM221 246L219 247V248H221ZM225 246H228V244H226ZM225 246H224V248H225ZM242 246V245H241ZM240 246V247H241ZM174 247V248H175ZM180 246H178L177 247V249L179 248ZM182 247V246H181ZM180 247V248H181ZM191 247V246H190ZM195 247H198V246H195ZM201 247V246H200ZM208 247V246H207ZM229 247V246H228ZM243 247H245V246H243ZM249 247V246H248ZM253 247V246H252ZM186 248H187V246H186ZM227 248V247H226ZM232 248V247H231ZM247 248V247H246ZM176 249V248H175ZM176 249V250H177ZM183 249V248H182ZM189 249V248H188ZM210 249V248H209ZM223 249V248H222ZM237 249V248H236ZM195 250V249H194ZM206 250V249H205ZM204 250V251H205ZM233 250V249H232ZM250 250V249H249ZM169 251H170V253H169ZM188 251V250H187ZM195 251H197V250H195ZM216 251V250H215ZM226 251V250H225ZM237 251V250H236ZM246 251H248L247 249H246ZM199 252V251H198ZM207 252V251H206ZM213 252V251H212ZM211 252V253H212ZM218 252V251H217ZM250 252V251H249ZM193 253H195V252H193ZM204 253V252H203ZM229 253V252H228ZM192 254V253H191ZM214 254V253H213ZM212 254V255H213ZM239 254H240V252H239ZM237 255V256H243L242 254L241 255ZM249 254V253H248ZM171 255H174L173 257L175 258V262L173 261L174 260V258H172L173 260H171L170 259V256ZM198 255H200V253L198 254ZM207 255V254H206ZM233 255V254H232ZM231 255V257H233ZM176 256V257H175ZM179 256L182 258V257H184V260L185 261H179L178 262V258H179ZM188 256V255H187ZM189 257V256H188ZM192 257H194L195 258V255L194 256H191L190 255V258H192ZM198 257V256H197ZM196 257V258H197ZM203 257V256H202ZM248 257V256H247ZM247 257H245V258H247ZM45 258V257H44ZM180 258V260H183V259H181ZM214 259H215V257H213ZM224 258V257H223ZM237 258V257H236ZM209 260H211V258H209ZM232 260V259H231ZM238 260H240V259H238ZM245 260V259H244ZM191 261V260H190ZM234 262H235V260H233ZM194 262V261H193ZM199 262V261H198ZM204 262V261H203ZM210 262V261H209ZM219 262V261H218ZM229 262V261H228ZM227 262V263H228ZM189 263H191V262H189ZM199 263H201V262H199ZM244 263V262H243ZM194 264H197V262L195 263L194 262ZM203 264V263H202ZM210 264V263H209ZM235 264V263H234ZM240 264V263H239Z\"/></svg>", "mask_w": 264, "mask_h": 264}]
</instances>
